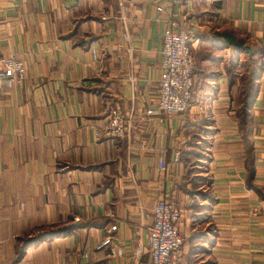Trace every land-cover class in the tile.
I'll return each instance as SVG.
<instances>
[{
  "label": "crops",
  "instance_id": "obj_1",
  "mask_svg": "<svg viewBox=\"0 0 264 264\" xmlns=\"http://www.w3.org/2000/svg\"><path fill=\"white\" fill-rule=\"evenodd\" d=\"M170 19L191 32L193 98L149 115ZM10 55L27 77L0 84V264H151L163 196L183 264H264V0H0ZM114 105L131 129L99 138ZM205 154L202 184L188 164Z\"/></svg>",
  "mask_w": 264,
  "mask_h": 264
},
{
  "label": "built area",
  "instance_id": "obj_2",
  "mask_svg": "<svg viewBox=\"0 0 264 264\" xmlns=\"http://www.w3.org/2000/svg\"><path fill=\"white\" fill-rule=\"evenodd\" d=\"M191 32L169 20L163 34L162 74L158 83V103L148 109L149 115L183 114L193 98L195 61L190 47ZM93 55L98 57L95 44ZM264 62V58H263ZM27 68L23 60L14 55L3 58L0 64V82L5 89L25 82ZM131 129L130 117L119 106L110 108L102 126L95 128L97 137L122 138ZM180 158L179 153L175 160ZM159 167L166 168L162 157ZM255 215L256 211H251ZM154 221L149 226L151 264H183L184 237L179 229L180 207L166 196L159 198L153 208ZM117 226H113L116 229ZM109 240L105 241L107 243Z\"/></svg>",
  "mask_w": 264,
  "mask_h": 264
},
{
  "label": "rangeland",
  "instance_id": "obj_3",
  "mask_svg": "<svg viewBox=\"0 0 264 264\" xmlns=\"http://www.w3.org/2000/svg\"><path fill=\"white\" fill-rule=\"evenodd\" d=\"M187 29V28H186ZM190 31V30H189ZM191 41V40H190ZM192 51V56H193V58H194V61H196L195 60V55H194V52H193V50H191ZM11 56V55H10ZM9 57V56H8ZM6 58V57H5ZM3 59V58H2ZM2 59H1V61H2ZM1 61H0V64H1ZM196 65V64H195ZM27 68V67H26ZM194 71H195V67H194ZM0 84H1V82H0ZM1 87H2V84H1ZM3 88V87H2ZM3 89H5V88H3ZM8 89H10V88H8ZM201 144V143H200ZM202 154V153H201ZM204 154V153H203ZM205 156V157H204ZM204 156H198L197 158H193V159H190V161H189V164H188V169L190 170L189 172H191L192 174H196V177L198 178V175L197 174H199V173H203V174H206V172L208 171V168H209V158H208V156H207V154H205ZM195 157V156H194ZM195 177V178H196ZM196 178V179H197ZM208 179H209V175H205V177H204V179L202 178H200L198 181H200V183H205V184H207V183H209V181H208ZM196 182H197V180H196ZM195 182V183H196ZM194 183V184H195ZM199 185H201V184H199ZM201 193H202V191H200ZM194 195H198V194H194ZM172 201V200H171ZM174 202V201H173ZM251 211H256V214H257V210L256 209H253V210H251ZM253 215V214H252ZM45 233H43V234H50L49 232H51V231H49V230H45L44 231ZM39 235H42V232H41V234L39 233ZM46 237V236H45ZM38 237H36V239H37ZM30 240H32V242H33V239H30ZM37 240H39V239H37ZM34 241H35V239H34ZM31 243V242H30Z\"/></svg>",
  "mask_w": 264,
  "mask_h": 264
},
{
  "label": "trees",
  "instance_id": "obj_4",
  "mask_svg": "<svg viewBox=\"0 0 264 264\" xmlns=\"http://www.w3.org/2000/svg\"><path fill=\"white\" fill-rule=\"evenodd\" d=\"M253 80L249 79V83L247 85V91H246V95H247V100H246V103H247V107L248 109L251 107L252 105V101H253V98L255 96V87H254V84L252 83ZM246 117H247V127H248V130L250 128H252V119H251V113L248 111L247 114H246ZM50 234L52 232H49ZM58 233V232H56ZM47 236V234H42L38 237V239H41L43 237ZM32 242V240L29 241V243Z\"/></svg>",
  "mask_w": 264,
  "mask_h": 264
}]
</instances>
